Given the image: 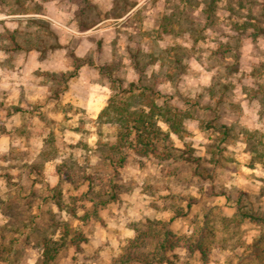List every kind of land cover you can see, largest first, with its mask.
Here are the masks:
<instances>
[{"label": "rangeland", "instance_id": "rangeland-1", "mask_svg": "<svg viewBox=\"0 0 264 264\" xmlns=\"http://www.w3.org/2000/svg\"><path fill=\"white\" fill-rule=\"evenodd\" d=\"M136 87L174 121L114 167L109 104L138 109ZM243 212L264 215V0H0V264L63 242L48 264H115L166 231L203 234L206 264H264Z\"/></svg>", "mask_w": 264, "mask_h": 264}, {"label": "trees", "instance_id": "trees-1", "mask_svg": "<svg viewBox=\"0 0 264 264\" xmlns=\"http://www.w3.org/2000/svg\"><path fill=\"white\" fill-rule=\"evenodd\" d=\"M136 89L140 90L138 95L142 99V104L138 109L131 110L130 101H116L114 97L109 104V108L116 113L120 121L117 140L111 147L110 161L114 167L122 164L130 151H137L141 154L153 153L157 143L162 140V132L157 124L158 119L166 116L169 121H174L170 116L173 114L171 108H164L158 104L157 100L161 98L158 92L147 87H136ZM116 156H118L117 159ZM113 198H115L114 191L110 194L109 199ZM95 199L92 198L96 204L95 209L103 207L109 201H97ZM242 215L254 223L264 222V215H258L252 212H243ZM158 235V243L153 252L145 256L131 252L124 253L115 264H174L170 257V252L181 246H184L190 254L198 253L203 264L208 262L209 254L206 249V238L203 234H198L185 243L181 238L176 237L169 231ZM146 237L148 236H145L143 233L139 234L131 242V247H141ZM82 239L81 234L74 232L70 238V242L79 244ZM64 243L57 248L46 244L44 252L46 264L55 260L61 252Z\"/></svg>", "mask_w": 264, "mask_h": 264}]
</instances>
